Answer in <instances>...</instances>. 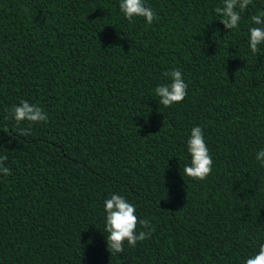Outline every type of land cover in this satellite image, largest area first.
I'll use <instances>...</instances> for the list:
<instances>
[{"label": "trees", "instance_id": "1", "mask_svg": "<svg viewBox=\"0 0 264 264\" xmlns=\"http://www.w3.org/2000/svg\"><path fill=\"white\" fill-rule=\"evenodd\" d=\"M144 3L152 24L120 0H0V264H245L264 244V45L249 47L264 0L235 30L222 0ZM174 69L187 96L166 108L154 90ZM21 101L47 123L6 119ZM195 126L213 161L202 181L183 174ZM112 194L155 229L115 254Z\"/></svg>", "mask_w": 264, "mask_h": 264}, {"label": "clouds", "instance_id": "2", "mask_svg": "<svg viewBox=\"0 0 264 264\" xmlns=\"http://www.w3.org/2000/svg\"><path fill=\"white\" fill-rule=\"evenodd\" d=\"M252 0H222V6L216 7L215 12L222 17L220 20L227 30L238 29L241 21L240 13L245 11ZM119 8L129 23H134V17H142L148 24L158 19L151 7L145 5L144 0H120ZM27 11V9H25ZM253 27L249 29V47L255 55L260 51V45H264V11L250 17ZM170 83L161 84L155 88V94L159 97V104L171 107L173 104L182 102L187 96V84L183 79L181 70L174 69L165 73ZM6 119H14L16 124L27 121L30 124L47 123V113L38 105L21 101L19 105H13L11 116ZM19 135L29 136V129L17 128ZM5 151H8L4 148ZM187 151L191 157L190 164L183 168V174L193 180H205L212 172V157L207 148L204 131L201 126L191 129L190 138L187 141ZM256 159L264 166V149L260 150ZM6 155H0V173L4 176L11 174L5 166ZM105 209V232L108 250L111 254L123 253L125 243L129 247H135L138 242L150 239L154 228L147 219H139L136 208L126 198L112 194L104 202ZM138 226L147 231H137ZM91 242V241H90ZM245 264H264V244L259 246L258 252L248 258Z\"/></svg>", "mask_w": 264, "mask_h": 264}]
</instances>
